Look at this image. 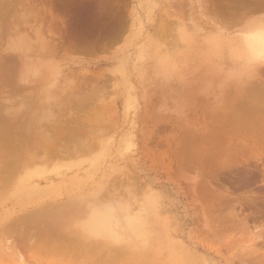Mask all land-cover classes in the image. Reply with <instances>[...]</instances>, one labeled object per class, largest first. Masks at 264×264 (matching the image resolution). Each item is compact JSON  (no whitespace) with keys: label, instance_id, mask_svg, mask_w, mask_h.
I'll return each mask as SVG.
<instances>
[{"label":"rangeland","instance_id":"374dc122","mask_svg":"<svg viewBox=\"0 0 264 264\" xmlns=\"http://www.w3.org/2000/svg\"><path fill=\"white\" fill-rule=\"evenodd\" d=\"M126 6L118 33L64 49L59 87L0 91V264H264V62L241 39L264 0Z\"/></svg>","mask_w":264,"mask_h":264},{"label":"bare ground","instance_id":"6f19581e","mask_svg":"<svg viewBox=\"0 0 264 264\" xmlns=\"http://www.w3.org/2000/svg\"><path fill=\"white\" fill-rule=\"evenodd\" d=\"M69 1L70 0H68V2ZM66 2L67 1H65V0H0V91L1 92L2 91H8V93L9 92L11 93V90L14 91L15 89L32 90V92H35V90H36L34 95H39V94H36L37 92H39V91H37L38 89H43V88L48 87V86H56L57 83L59 84V82L55 83L54 79L50 80L51 77L48 75H49L50 71L53 70L54 67H56L57 64L60 67V64L62 63V61H61L62 59L60 57L64 53V49H66L65 52L67 55L68 54L67 52L70 50L69 49L70 46L71 45L74 46L75 43H77V44H75L76 47H78L80 45L78 43H81V46H82V44H84L85 48H86V45H88L87 43H93V44L95 43L94 45L96 46V44L99 40L104 41L106 39V38L104 39V37L106 35L109 34V36H111L113 34L110 35V33L115 34L117 32L116 30L119 29L121 22L123 23V20L125 17V16L123 17V14H124L123 9L125 7H127L126 6L127 0H114V3H112V5H111V0H74V1L72 0V2L68 4V7L66 6V9L67 8L69 9V12H67L63 9L64 3H66ZM112 2H113V0H112ZM97 6L100 7V10L97 8ZM103 7H104V9H103ZM68 13H70L71 15H68ZM122 17H123V19H122ZM168 34H169V20L166 19L165 30H164V38L166 39L165 40L166 41L165 42V50L166 51L169 50V46H168L169 43L166 45V43L168 42ZM109 43L110 42H108V44ZM67 49H69V50L67 51ZM82 50H83V48H82ZM72 54H73V52H72ZM72 54H70V55H72ZM63 55L66 58V55L65 54H63ZM68 57H70V56L68 55ZM65 62L67 63V61H65ZM70 64L71 63H69V61H68V63L66 64L67 65L66 68L69 67ZM62 71H63V68L61 67L60 72L62 73ZM261 72L263 73L261 76H263V80H264V70ZM90 74H92V73H90ZM168 74H169V66L167 65V66H165L163 75L167 78ZM30 75H31V77H30ZM87 76H86L87 79H85L86 81L82 80V83H83V84L81 83L82 85H88L90 79H88ZM89 78H91V76H89ZM92 78H93V76H92ZM59 79L61 81L62 78L60 77ZM101 80H102V78L100 79V81ZM101 83H99V84H101ZM59 85H61V84H59ZM59 85L56 87H59ZM95 85L97 86V82ZM251 88H252V86H251ZM254 88H255V86H254ZM255 89L259 90V88H255ZM23 93L25 94V92H23ZM1 95L3 97L4 94L2 93V94H0V96ZM7 95H9V94H7ZM22 96H24V95H21V97ZM39 96H37L38 97L37 99H39ZM263 96H264V94H263ZM44 97L42 96L43 99H45ZM29 98H30V96H29ZM31 98H33V97H31ZM8 99H9V96L7 99L5 98L6 101H9ZM28 99L26 101H28ZM34 99H33L34 101H37L36 98H34ZM43 99H41L42 103H43V101H45ZM55 99H57V98H55ZM2 100H4V97ZM23 100H25V99H23ZM48 100H49V98H48ZM58 100H60V99H58ZM46 101H47V99H46ZM60 101H62V98ZM9 102H13V99H12V101L10 100ZM247 102L243 101L242 103H247ZM27 103H29V102H27ZM249 103H247V104H249ZM249 106L252 107L254 105L249 104ZM257 108H258V106H257ZM230 116L231 115H229V117ZM63 136H64V134H63ZM64 146L65 145H63L61 147L64 148ZM58 148L59 149H57V150L61 149L60 147H58ZM48 149H50V148H48ZM48 151H51V152L50 153L47 152V154H48L47 156H49V154L53 155L55 153L52 150H48ZM60 151H58L56 153L60 154L59 153ZM67 151L65 153H67ZM33 152L35 153V151H33ZM52 152H54V153H52ZM72 152H73V150H72ZM31 154H32V152H31ZM29 156H32V155L29 154ZM35 156H36V153H35ZM35 156L33 154L32 157H35ZM17 157H19V156L17 155ZM37 158H38V154H37V157L34 158V160H36ZM25 159H24V161H25ZM30 159H31V157L30 158L28 157V159H27L28 162ZM2 160H3V158H2ZM10 163H12V161ZM10 163H8V164H9L10 168L13 167L12 171L16 170V168H14V167H17V163L15 166L13 164L10 165ZM19 163L21 164V162H19ZM7 165H5V166H7ZM18 167H21V165H19ZM5 168L6 167H4L3 169H5ZM8 169H9V167H8ZM261 190H264V188L263 189L261 188ZM31 191H32V189H31ZM262 192H263L262 196H264V191H262ZM243 207L246 210H249L250 208L253 211L255 210L253 207H251L247 204H244V203H243ZM42 215L43 216H41V217H43V218H51V219L61 221L60 217H58L59 219H56L57 218V217H55L56 215L54 216L52 213H46V214H42ZM33 216H35V215H33ZM25 218H27V215L23 216L21 219L24 220ZM55 220H53V221H55ZM53 221H52V223H53ZM43 226L44 225L39 226V227L45 228L47 225L44 227ZM10 228L13 229V227L11 225H10ZM93 228H95V227H93ZM45 229H42V231L45 232L44 231ZM88 229H91V228H88ZM48 231H50V229ZM51 231H52V229H51ZM70 231L72 232V230H69V232ZM11 232H13V231H11ZM62 232H65V231H62ZM62 232H60V231L57 232L55 229V231H53L52 234H49V235H54V237H58V238H60V237L64 238L65 236L70 237V235L73 233V232L72 233L70 232L71 234L70 233L68 234V232H67L66 234L64 233L65 234L64 235ZM38 233H39V231L36 232L35 237L38 236ZM75 234L76 233L74 232V236H78V234L77 235H75ZM32 235H33V233H32ZM74 236H73V238H74ZM68 237H65V239ZM79 238H80V235H79ZM70 239L72 240L71 237H70ZM76 239H78V237ZM36 242H38V240H36ZM75 242H77V241H75ZM1 243H2V241H1ZM27 243L30 244L28 246L31 249L35 250V248H34L35 242L34 243L33 242H31V243L27 242ZM78 244H79V242H78ZM100 244L101 243L98 242L96 244L97 247ZM10 245H12V244H10ZM13 245L11 247L8 246V248L16 247L15 246L16 244H13ZM69 246H71V245H69ZM79 246H81V245H79ZM67 247L68 246L66 245V247L64 248V251L68 250ZM97 247L96 246L94 247L95 250L97 249ZM115 250H118V249H115ZM72 251H73V249H72ZM19 252L20 251L15 250V248H14V250L11 249L10 253H7V254H10V257L12 258V260L15 259V261L18 264H27L23 258V255ZM78 252H79V250H78ZM102 256H103V254H102ZM104 257H102V259L103 258L106 259L107 255Z\"/></svg>","mask_w":264,"mask_h":264},{"label":"clouds","instance_id":"9594fccd","mask_svg":"<svg viewBox=\"0 0 264 264\" xmlns=\"http://www.w3.org/2000/svg\"><path fill=\"white\" fill-rule=\"evenodd\" d=\"M241 39L248 46L251 58L264 62V19L253 31L241 34Z\"/></svg>","mask_w":264,"mask_h":264}]
</instances>
